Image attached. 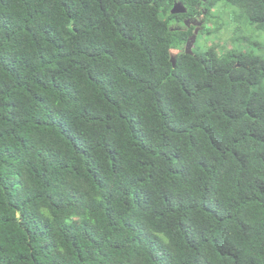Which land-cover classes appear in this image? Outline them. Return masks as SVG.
I'll return each mask as SVG.
<instances>
[{
  "label": "trees",
  "instance_id": "trees-1",
  "mask_svg": "<svg viewBox=\"0 0 264 264\" xmlns=\"http://www.w3.org/2000/svg\"><path fill=\"white\" fill-rule=\"evenodd\" d=\"M220 1L0 0V264H264V59L185 51Z\"/></svg>",
  "mask_w": 264,
  "mask_h": 264
},
{
  "label": "rangeland",
  "instance_id": "rangeland-1",
  "mask_svg": "<svg viewBox=\"0 0 264 264\" xmlns=\"http://www.w3.org/2000/svg\"><path fill=\"white\" fill-rule=\"evenodd\" d=\"M238 14V8L226 0L216 4L211 9L212 16H209L205 23V33L196 36L192 45L194 53L202 52L212 46H220L223 50L252 49L264 59V33L254 25L239 20ZM195 18L197 23L194 26L199 27L200 31L206 20L205 15ZM199 22L201 24H198ZM177 52V50L173 51L174 54Z\"/></svg>",
  "mask_w": 264,
  "mask_h": 264
},
{
  "label": "water",
  "instance_id": "water-1",
  "mask_svg": "<svg viewBox=\"0 0 264 264\" xmlns=\"http://www.w3.org/2000/svg\"><path fill=\"white\" fill-rule=\"evenodd\" d=\"M187 11L186 6L181 1H175L171 13L177 14V13H184ZM185 24H189L188 20H185ZM198 24H201L200 22ZM199 27H195L194 33L188 38L186 44H185V51L187 53H193L192 45L196 39V36L198 34Z\"/></svg>",
  "mask_w": 264,
  "mask_h": 264
},
{
  "label": "flooded vegetation",
  "instance_id": "flooded-vegetation-1",
  "mask_svg": "<svg viewBox=\"0 0 264 264\" xmlns=\"http://www.w3.org/2000/svg\"><path fill=\"white\" fill-rule=\"evenodd\" d=\"M186 19L188 20V23H189L188 26L195 25V24L197 23V19H196L195 17H186V18H184V21H185ZM182 24H183V23H182ZM182 24H179V23L176 24V25H175V28H177V29H178V28H181V27H182Z\"/></svg>",
  "mask_w": 264,
  "mask_h": 264
}]
</instances>
